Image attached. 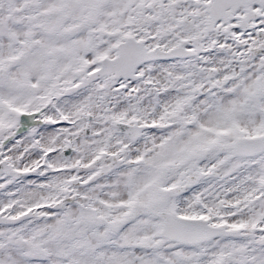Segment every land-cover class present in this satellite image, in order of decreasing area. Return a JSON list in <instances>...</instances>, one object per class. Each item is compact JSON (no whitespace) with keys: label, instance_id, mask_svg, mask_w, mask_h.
I'll use <instances>...</instances> for the list:
<instances>
[{"label":"snow or ice","instance_id":"snow-or-ice-1","mask_svg":"<svg viewBox=\"0 0 264 264\" xmlns=\"http://www.w3.org/2000/svg\"><path fill=\"white\" fill-rule=\"evenodd\" d=\"M0 264H264V0H0Z\"/></svg>","mask_w":264,"mask_h":264}]
</instances>
